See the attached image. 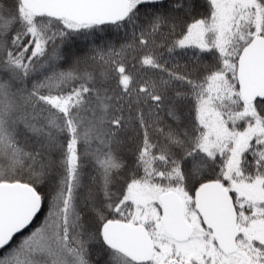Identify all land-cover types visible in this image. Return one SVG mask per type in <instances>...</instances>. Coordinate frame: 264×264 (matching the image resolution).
<instances>
[{
  "label": "snow or ice",
  "instance_id": "6c2138e0",
  "mask_svg": "<svg viewBox=\"0 0 264 264\" xmlns=\"http://www.w3.org/2000/svg\"><path fill=\"white\" fill-rule=\"evenodd\" d=\"M0 264H264V0H0Z\"/></svg>",
  "mask_w": 264,
  "mask_h": 264
}]
</instances>
